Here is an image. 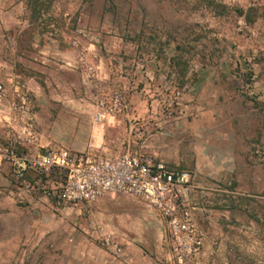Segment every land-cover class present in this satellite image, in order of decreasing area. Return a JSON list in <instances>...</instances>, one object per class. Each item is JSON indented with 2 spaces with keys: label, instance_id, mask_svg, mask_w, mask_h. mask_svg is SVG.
I'll return each mask as SVG.
<instances>
[{
  "label": "rangeland",
  "instance_id": "1",
  "mask_svg": "<svg viewBox=\"0 0 264 264\" xmlns=\"http://www.w3.org/2000/svg\"><path fill=\"white\" fill-rule=\"evenodd\" d=\"M0 81V143L31 122L41 146L100 138L188 169L189 264H264V0H0ZM35 177L26 195L3 163L0 264H175L142 200L65 209Z\"/></svg>",
  "mask_w": 264,
  "mask_h": 264
},
{
  "label": "built area",
  "instance_id": "2",
  "mask_svg": "<svg viewBox=\"0 0 264 264\" xmlns=\"http://www.w3.org/2000/svg\"><path fill=\"white\" fill-rule=\"evenodd\" d=\"M4 91L0 81V94ZM104 117L105 113L98 112L95 120L102 121ZM39 139L33 123L26 122L0 143V171L3 163H8L24 194L35 189L28 178L34 174L42 196L65 209L92 204L109 195L132 196L165 221L175 264H189L201 254L203 238L190 208L195 179L192 171L162 159L154 160L130 147L112 154L95 148L80 151L61 145L41 146ZM52 172L57 177L45 180L44 175ZM105 244L120 254L121 248L109 237Z\"/></svg>",
  "mask_w": 264,
  "mask_h": 264
},
{
  "label": "crops",
  "instance_id": "3",
  "mask_svg": "<svg viewBox=\"0 0 264 264\" xmlns=\"http://www.w3.org/2000/svg\"><path fill=\"white\" fill-rule=\"evenodd\" d=\"M74 136V134H71V136ZM69 145L72 149H76V150H80V151H86V150H91V149H97L100 152H108V153H112V154H118L120 153V151L118 152H112L108 146H106L104 144V142L102 141V139L100 138H89L88 141L85 142H81L80 139L73 137L72 139H70Z\"/></svg>",
  "mask_w": 264,
  "mask_h": 264
},
{
  "label": "trees",
  "instance_id": "4",
  "mask_svg": "<svg viewBox=\"0 0 264 264\" xmlns=\"http://www.w3.org/2000/svg\"><path fill=\"white\" fill-rule=\"evenodd\" d=\"M252 9H253V8H250L249 11L245 13L244 10H243L242 8H238V9H237V12H238L239 15H244V14H245V16H246V18H247V21H250V22H251V21H253V16H252V14H251ZM51 177L55 178V177H57V176H56L55 173H53V172H52L51 174H49L48 176H45V175H44V179H45V180H47V179H49V178H51ZM32 180L34 181V179H32Z\"/></svg>",
  "mask_w": 264,
  "mask_h": 264
}]
</instances>
